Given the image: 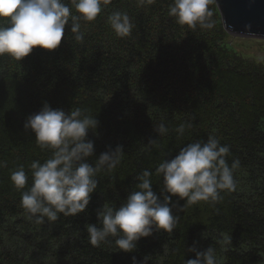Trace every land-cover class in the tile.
Here are the masks:
<instances>
[{
	"label": "trees",
	"instance_id": "trees-1",
	"mask_svg": "<svg viewBox=\"0 0 264 264\" xmlns=\"http://www.w3.org/2000/svg\"><path fill=\"white\" fill-rule=\"evenodd\" d=\"M171 4L111 0L95 21H81L82 43L66 28L55 50L35 48L21 62L0 56V264H132L133 255L147 264H185L195 256L187 252L193 241L213 247L218 264H264V62L226 41L214 0L208 4L211 28L176 23L168 15ZM113 11L128 14L130 36L114 34L107 23ZM45 102L98 119L88 133L95 145L90 164L108 146L120 144L124 154L114 169L97 173L85 213L41 224L28 218L20 199L32 184L31 163L50 155L24 129ZM161 122L168 131L157 135ZM209 136L229 147V166L239 161L235 191H222L216 202L178 201L173 232L141 238L133 253L115 252L111 240L89 243L85 226L96 223L98 207L124 203L145 169L159 193L158 164ZM20 166L28 177L22 190L10 179ZM224 236L232 239L226 249L217 242Z\"/></svg>",
	"mask_w": 264,
	"mask_h": 264
},
{
	"label": "clouds",
	"instance_id": "clouds-1",
	"mask_svg": "<svg viewBox=\"0 0 264 264\" xmlns=\"http://www.w3.org/2000/svg\"><path fill=\"white\" fill-rule=\"evenodd\" d=\"M155 2L137 0L141 7ZM210 2L172 0L168 15L182 26L211 28ZM110 3L111 0H0V21H4L0 23V56L7 54L21 62L35 48L55 50L65 39L66 28L74 34L77 43H82L85 34L81 31V21H95L102 5ZM107 23L119 38L130 36L134 28L128 14L121 11H113ZM98 124L96 117L85 115L80 108L65 112L53 109L47 102L27 117L24 129L34 133L42 151L50 153L43 162L31 163L32 184L27 191L21 192L20 206L29 219L34 218L42 224L45 220L57 221L61 214L77 216L86 212L98 186L97 173L114 169L124 154L123 146L117 144L101 152L95 165L88 162L95 154L94 141L88 138V133L90 129L95 131ZM167 131L162 122L154 127L157 135ZM177 132L182 135L184 126L181 125ZM229 151V147L221 145L214 136L186 144L155 168V174L163 178L159 193L153 190V173L143 170L135 177V189L127 194L124 203L119 207L104 203L96 209V223L85 226L89 243L98 247L111 240L115 252L133 253L141 238L161 231L172 233L176 225L173 209L178 201L186 204L216 202L222 191L236 190L233 173L239 161L233 160L229 166L226 160ZM10 179L18 190L24 189L28 179L24 167L12 172ZM201 237L208 238L203 232ZM217 242L226 249L232 239L224 236ZM197 244L193 241L187 247V252L195 256L185 264H218L213 247L201 249ZM131 260L132 264H147L146 259L138 261L135 255Z\"/></svg>",
	"mask_w": 264,
	"mask_h": 264
},
{
	"label": "water",
	"instance_id": "water-1",
	"mask_svg": "<svg viewBox=\"0 0 264 264\" xmlns=\"http://www.w3.org/2000/svg\"><path fill=\"white\" fill-rule=\"evenodd\" d=\"M232 37L264 40V0H214Z\"/></svg>",
	"mask_w": 264,
	"mask_h": 264
},
{
	"label": "rangeland",
	"instance_id": "rangeland-1",
	"mask_svg": "<svg viewBox=\"0 0 264 264\" xmlns=\"http://www.w3.org/2000/svg\"><path fill=\"white\" fill-rule=\"evenodd\" d=\"M226 41L230 43L238 52L244 56L264 62V40L226 36ZM251 56V57H250Z\"/></svg>",
	"mask_w": 264,
	"mask_h": 264
}]
</instances>
